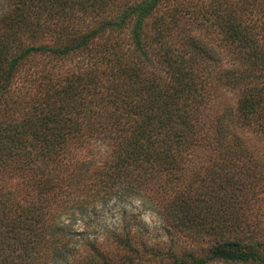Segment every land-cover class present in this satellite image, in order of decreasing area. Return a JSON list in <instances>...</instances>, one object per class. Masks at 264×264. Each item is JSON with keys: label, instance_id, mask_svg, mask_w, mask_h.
Wrapping results in <instances>:
<instances>
[{"label": "trees", "instance_id": "obj_1", "mask_svg": "<svg viewBox=\"0 0 264 264\" xmlns=\"http://www.w3.org/2000/svg\"><path fill=\"white\" fill-rule=\"evenodd\" d=\"M3 1L0 264H140L145 253L168 264H264V209L247 197L264 160L240 134H264V16L240 18L229 0ZM34 53L80 63L29 66L17 88ZM227 61L236 66L220 68ZM223 86L234 104L219 97ZM97 183L107 194L152 190L174 231L210 240L208 253L128 225L100 242L69 228L61 215Z\"/></svg>", "mask_w": 264, "mask_h": 264}, {"label": "rangeland", "instance_id": "obj_2", "mask_svg": "<svg viewBox=\"0 0 264 264\" xmlns=\"http://www.w3.org/2000/svg\"><path fill=\"white\" fill-rule=\"evenodd\" d=\"M197 1V0H194ZM229 3L233 2L235 7L233 11L238 14L240 18L246 16L249 10L257 11L259 15L264 16V0H229ZM175 2L174 5H176ZM197 4H201V0L197 1ZM3 5L6 6L3 0H0V11ZM160 11L163 12L161 8ZM161 15L160 12L156 13L154 17L145 20L144 25L147 32H152L155 28V21L153 18ZM165 15V14H164ZM88 18V17H87ZM86 18V20H88ZM166 22L170 25V36L177 33L175 25L168 22V17H166ZM80 24V23H79ZM159 24V23H158ZM54 28V25H51ZM43 25H41V29ZM39 30V31H40ZM48 36L43 38L42 41L52 42L53 36L51 33H47ZM215 34L216 38L213 42L221 43L220 47L224 43V40L218 39L221 35ZM123 43H127L130 40V32L128 29H124L120 33ZM169 36V37H170ZM130 44V42H129ZM226 46V44H225ZM75 63H80L79 59L76 57H52L48 54L34 53L29 55L19 67V76L16 87H24L21 82L23 81L24 75L28 72L29 66H44L45 68H50L51 70H58L60 68H69ZM229 66L235 67V63L224 62L220 68H228ZM217 69V67H216ZM256 71V70H255ZM22 80V81H21ZM32 80V79H31ZM37 82V81H36ZM32 80L31 84L36 83ZM24 83V82H23ZM234 89H229L225 86L219 87L218 94L220 95L222 101L231 100V103H235L236 95H234ZM242 134L245 138L248 150L253 151L254 154L258 156L261 154V158L264 160V134L252 131V129L243 130ZM93 153L96 157H100L103 150V144L97 141L95 146L91 147ZM242 175V174H241ZM247 176L246 174H244ZM12 183L15 180L10 181ZM248 195L251 197L253 208L259 206L264 209V174H256L252 179L251 183L248 184ZM147 193V194H146ZM145 194L140 192L123 191L120 189L116 194H107L98 187V183L94 185L88 193V198L83 204V207H78L74 211L73 215L62 214L61 221L65 223L69 228L84 231V235L92 239L96 238L99 242L111 235V231L115 228L122 229L123 225L131 226L132 230L135 228L139 229L144 233L145 238H149L150 241L161 240L167 241L172 237L174 242V247L179 251L182 249L184 252L192 251L196 256H204L208 253V248L211 246L212 242L207 239H198L188 236L187 234H181L170 226V223L163 217L162 207L156 200L155 196L152 195V190L147 189ZM264 219V214H263ZM163 226L172 229L167 231L163 229ZM111 238V237H109ZM140 264H168L166 258H160L154 254L145 253L141 257ZM209 264H259L252 262H239V263H227L222 261L211 262Z\"/></svg>", "mask_w": 264, "mask_h": 264}]
</instances>
